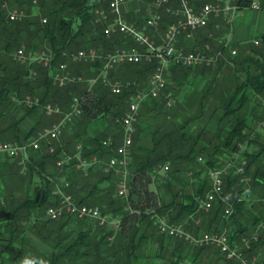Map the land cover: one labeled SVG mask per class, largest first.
Returning <instances> with one entry per match:
<instances>
[{
  "label": "trees",
  "instance_id": "1",
  "mask_svg": "<svg viewBox=\"0 0 264 264\" xmlns=\"http://www.w3.org/2000/svg\"><path fill=\"white\" fill-rule=\"evenodd\" d=\"M15 1L20 7L27 6V10L30 5H37L41 15L29 16L20 21H7L0 7V142L28 141L36 134L35 127H32L22 139L19 138L20 119L13 114L14 109L21 108L30 112L35 108L18 106L12 99L13 95L37 94L41 100L56 102L66 110L64 104L67 102L68 105V97L73 93L78 96L82 110L76 126L81 129L62 142H70L73 147V142L84 141L81 155L88 159L94 155L100 159L113 156L115 143L105 146L97 135L89 137L87 141L82 134L90 121L102 116L109 117L116 124L115 119L121 117L127 109L129 95L134 92L135 85L124 88L119 94L112 93L101 82L83 87H78L79 82H74L58 87L52 84L48 68L37 63L18 64L12 57L7 58V54L28 43L33 45L30 51L38 52L41 49L49 52L52 64H56L64 60L65 51L94 47L104 53L122 44L134 45L133 39L122 33L110 36L103 33V24L95 20V9L99 6L106 7L103 0H36V3L32 0ZM259 2L260 8L264 9V0ZM250 3L251 0H238L241 8L248 7ZM42 18L46 21H42ZM167 25H162V28ZM22 31L28 33L32 44L21 37ZM206 38L207 35H204L202 40ZM257 39L260 40V45H255L253 41L235 44L236 54L230 59H221L215 67L197 66L194 70L193 67L171 64L170 82L167 84L166 80L165 92L171 90L180 94L184 91V95L171 106L166 105L164 97H148L141 104L140 116L146 113L151 117L144 128L150 133L152 144L143 146L133 141L126 195L119 196L107 185H100L109 176L102 171V165L98 171L99 177L95 179L92 173L94 166H89L87 171L78 169L75 166L76 158L68 164L73 169V177L66 180L69 182L67 191L74 199L90 205L98 204L103 213L108 211L117 218L118 229L111 241L107 239L109 233L105 227L88 228L83 219L73 216L51 220L39 214L46 206L57 202L56 195L52 194L55 182L47 175L46 165L48 161H56L58 152H50L48 143H40L38 148L28 149L24 173L21 172L17 158L0 152V186H3V182L25 191L17 202L13 193L0 194V238L7 240L6 243H0V259L2 252L9 250L11 242L21 233V247L16 253H22L28 246L26 233L32 231L50 248L49 251L38 248L34 255L24 257V264H132L129 254L138 248L142 235L152 229L158 232L150 217L153 211L178 222L180 219L175 211L181 209L187 214L193 212L198 207V199L210 189L211 185L206 183L205 176L191 194L180 193L172 183L173 178L178 177L176 174L181 169L182 162L192 160L206 151L208 156H201L200 163L205 166L207 176L209 169L221 168L231 163L224 178V187L231 195L232 211L225 215L226 204L216 200L207 214L220 227L215 226L210 231L227 227L231 240H239L242 235L256 232L257 240L252 242L249 250L257 252L262 248L261 260L264 261V205L261 203V198L264 197V129L262 133L253 129V135L244 132L245 127L254 128L249 120L255 122L262 119L260 113L264 112V30L257 35ZM183 46L187 50L194 49ZM33 47L36 49L32 50ZM79 64L92 67L95 71L101 66L100 61ZM157 64V60L123 64L120 67L130 73L123 80L136 83L142 74L149 78ZM223 65H226L228 74L221 70ZM30 67L37 70L36 81L24 78ZM73 72L79 74L81 71L76 69ZM192 73L202 75L205 82L199 89L194 88L188 93L185 87L189 85L188 79ZM218 108L223 109L221 118H227L226 123L208 138L205 127L196 120L204 111L213 114ZM108 133L110 132H106L104 138ZM241 144H246L247 147L242 151L243 156L235 159L233 153L239 151ZM253 145H257V149L249 148ZM72 150L77 152L75 146ZM242 160H245V171L250 176L247 187L250 197L243 198L238 175L234 173L235 166ZM166 161L171 162L170 171L168 170L170 173L157 174V166ZM35 183L39 192L30 195L27 190ZM161 187L170 193L168 199L161 198ZM251 196H256L257 201H253ZM31 220L35 223L28 226L27 222ZM249 227L251 231L248 230ZM138 232L141 233L139 237L136 236ZM221 257L226 261H233L222 255Z\"/></svg>",
  "mask_w": 264,
  "mask_h": 264
},
{
  "label": "built area",
  "instance_id": "2",
  "mask_svg": "<svg viewBox=\"0 0 264 264\" xmlns=\"http://www.w3.org/2000/svg\"><path fill=\"white\" fill-rule=\"evenodd\" d=\"M106 1L108 2L111 14V22L104 26L103 33L107 36L116 32L123 33L133 39L135 42L134 45L119 47L105 54L98 53L94 47L65 51L63 52L64 60L56 64H52L51 54L49 52L40 50L35 53H29L30 55H28L23 46L18 47L12 57L20 64L34 62L48 68L52 84L58 87L84 80L80 74L72 73L68 66V61L80 63L100 61L101 66L99 71L87 81L90 86L96 82H101L115 94L121 93L124 88L133 87L134 82L111 79L107 74L109 69L120 64L137 63L140 61L152 62L153 60H157L158 64L148 79V89L146 91L135 90L129 95L127 109L120 118L123 126L122 142L115 147V154L104 161L102 166L104 173H112L114 171L113 174L117 181V193L119 195H126L129 184L132 143L136 130L135 124L139 119L140 104L148 97L158 99L161 95L166 99L168 106L174 101L172 94L165 92V68L167 63L172 62L183 66H214L216 60L222 54L221 50L213 49L209 41L204 42L201 48L186 50L177 44L179 35L183 33L185 38L193 39L195 31L207 27L212 18L220 16L230 18L232 14L241 8L238 0H211L202 2L199 7H194L190 0H177V6L171 5V0H152L151 4L154 12L146 17V25L154 28L157 27L162 20L163 12L172 15L176 19L175 22H171L166 26L161 42L157 44L134 22H129L124 19L121 6L127 0ZM1 6L5 9L6 19L9 21H20L25 17L24 10L17 5L13 6L8 0H3ZM250 7L258 9V1H251ZM104 10L103 8L95 9V13L99 16L98 20L107 17ZM42 21H46V19L43 18ZM214 27L217 29L218 24H215ZM214 38L215 32L209 31L208 39ZM217 42L219 44H227V41L222 37L218 38ZM254 43L259 44V41L255 40ZM231 53H235V49H231ZM29 76L30 78H34L36 76V70H30ZM12 99L18 106L28 108L40 107L47 116L61 114L58 120L44 127L36 133L34 138L28 141L0 142V152L17 158L21 166V172L24 173L28 158V149L38 148L40 141L43 139L57 138L61 134L66 122L74 119L82 110L79 98L76 95L71 98L66 111L58 104L43 102L40 97L32 94H25L20 97L13 95ZM259 126L261 129H264V115ZM113 141L114 138L111 135H107L102 140V144L109 146L113 144ZM77 148L79 149L80 145H77ZM70 159V155L63 156L56 161V164L60 167ZM197 160L202 161L201 156H198ZM97 161L99 159L96 156H92L90 159L78 157L76 165L84 170ZM229 166H231V163L221 168L208 170L211 187L203 197L198 199L197 204L203 211H208L213 203L219 199L226 204L224 214L229 215L231 213V195L224 191V178L229 171ZM168 169L169 164H159L156 173L165 175ZM234 173L238 175L240 184L248 186L250 176L245 171V160H242L235 166ZM63 186H68V182L63 184ZM53 192L58 196V201L55 204L46 206L44 210L46 217L59 219L62 216L76 215L79 218H88L93 223H97V225H106L115 221L118 226L117 218L112 221L114 217L110 214L102 213L98 206L76 202L73 196L62 187H57ZM261 203L264 205V197L261 198ZM150 217L161 234L183 240L194 247H215L224 258L235 260L237 264H252L248 261L245 253L251 248L252 242L257 240V233L255 232L250 235H242L239 240H231L225 230L204 231L201 234H193L187 231L181 224L165 219L157 211H153Z\"/></svg>",
  "mask_w": 264,
  "mask_h": 264
},
{
  "label": "crops",
  "instance_id": "3",
  "mask_svg": "<svg viewBox=\"0 0 264 264\" xmlns=\"http://www.w3.org/2000/svg\"><path fill=\"white\" fill-rule=\"evenodd\" d=\"M190 1L197 7H199L201 4L199 0H190ZM151 3H152V0H127L122 4L121 9H122L123 17L125 18V20L129 22H134L135 24H137L140 28L143 29V31H145L150 36L151 39L154 40V34L157 28H162V25L164 24L167 25L171 22H175L176 19L172 15H169L163 12L164 14H163L162 21L157 27L154 28V27L147 26L145 24V18L149 16L152 12H154V8ZM170 4L173 6H177L178 1L171 0ZM254 10H257V9H254ZM257 11H261V13H258L255 15L256 20H258L257 25H255V29L259 34L262 30H264V11L262 10H257ZM239 13L240 12L238 11V13H236L234 17H232L234 18L232 26H229L227 24L225 17L223 16H220L217 18L215 17L210 20L208 27L195 31L194 40L188 41V39L186 40L185 37H183L182 35L178 41V44L181 45L182 47H184L183 45H185L186 47L198 48L204 42L209 41L213 49L221 50L219 43H216L214 39H208V32L216 30L214 27L215 24H218V28H217L218 30H216V33L218 35L220 34L222 38H224L227 41V43H229L230 46L245 42L246 40H248V37L246 36V32H244L242 22L237 23L238 16L243 15L242 13L240 14ZM162 29H165V27ZM201 35H203V37L204 35H207V38L205 40H202L203 37ZM156 43L159 44L160 41H157ZM120 46L122 47V46H127V45L122 44V45L117 46V48ZM171 64H174V63L168 62L166 65V68H165L166 77H167V74L170 75ZM193 69L195 70L196 67L195 68L193 67ZM72 73L74 72L72 71ZM113 79L124 81L122 78L121 79L113 78ZM188 82H189V88L187 90H188V93H191L194 90V88L199 89L204 84L205 79L202 75H196L195 73H192L189 76ZM183 95H184V91H182V93L180 94L178 93V98L181 99ZM69 102H68V105H67V102H65L64 104L66 107V110L69 107ZM141 104L139 106V115H140ZM13 114L17 115L18 118L20 119L18 126L20 128L19 138L21 139L24 137L26 133L30 131L32 127H35V130L37 131L43 127L50 125L53 121L59 118L58 115H52V116L45 117L41 115V111L38 108H35L31 110L30 112L26 111L25 109H21V108L14 109ZM222 115H223V109L221 108L216 109L213 112V114H211L209 111L206 110L196 120V122L199 125L205 127L206 137L211 138L210 134L214 133L219 126L225 125L227 118H221ZM78 116L71 124L67 126L65 133L63 135V140L66 138V136L71 138L76 132L80 131L81 127L80 128L76 127L80 121ZM104 118L105 117L94 119L87 124L85 128V132H83L82 134V137L84 140L89 141V137L96 136L98 133H101L102 131L108 132V129L110 128L113 129V127H111L108 124V121H107L108 118L107 119H104ZM150 119L151 117L146 113L140 116V120L136 124L137 134H135V137H134L136 144L143 145V146H150L152 144L151 135L144 128L147 125V120H150ZM253 129L261 130L260 127L259 128L245 127L244 132L250 135H253ZM70 134H73V135H70ZM114 134H115L114 143L116 145H119L122 142V136H121V139L119 137V140H118V137L115 132ZM69 143H67V141L62 142L61 140V142L55 143L53 146H51V143L49 142L48 149L50 152L56 150L58 152L57 158L63 157L69 154L70 155L75 154L74 156L77 157L78 153L72 152L73 147H71ZM242 146L247 147L246 144H241L239 151L233 153V155L240 152L241 150H244V147L242 149ZM200 156L207 157L208 153L206 151H203L202 153H200ZM197 158L198 157H194L192 160H185L184 162H182V165H181L182 167L176 174L178 177L173 178V181H172V183L174 184L173 187L176 190H180V193H184V194L193 193L195 189L197 188V184L201 181L202 178H204V176L206 178L205 179L206 183L208 185H211V181L209 177L207 176L205 166H203L200 163V161L197 160ZM107 159L108 158L100 159L98 162L92 165L94 166L92 173L95 179L99 177L98 171H99L101 163L106 161ZM72 160L73 159L66 162L65 165H68ZM190 168L193 170L190 171L189 173L190 175L189 174L186 175L185 169L187 170ZM46 170H47V175L49 176V178L53 182H55V184L57 183V185H60L62 180L69 181L73 177V169L69 165L66 167L59 168L56 166L53 160L48 161L46 165ZM10 177L11 176H8V178ZM113 179H116L114 174L110 177L111 181H114ZM37 180L41 181V179L39 178ZM107 180L108 179L101 182L100 185L101 186L105 185L107 183ZM35 185L36 183L32 184L27 190L30 195L34 193L37 194L39 192V190L35 188ZM23 191L24 190L21 187H16L12 185L2 186V187L0 186V194L13 193L16 199V202L17 200H19L18 197L21 195V193H23ZM169 194H170L169 192H167L166 190L164 191V189L161 187L160 195L162 199H168L170 197ZM249 194L250 192H248L246 195H249ZM243 197L245 196H242V198ZM175 212L177 213V215L179 216L178 218L180 219V221L178 222L182 223L183 226L186 228V230L193 234H201L204 231H210L215 226L220 227V225L217 224L216 220H211V217L207 214L208 211H203L199 207H197L193 212L188 213V214L185 213L181 209H177ZM162 216L167 217V215L165 214H163ZM27 223H28V226H31L35 222L31 220L30 222H27ZM225 229L228 231L227 227ZM248 230L251 231L252 229L249 227ZM21 235L22 233L18 235L17 239H14L11 242L12 244L9 250L2 252L1 256L3 258L1 257L0 264H24L25 263L24 257L32 256L35 254V251L31 250L29 246L25 247L22 253H16V251H18V249L21 247V244L19 242ZM31 235L32 237L29 236V234H26V238L28 239L29 242H32V241L39 242L34 234L31 233ZM139 235H141L140 232H138L136 236L139 237ZM6 242L7 240H5L4 238H0L1 244L6 243ZM49 248L50 247L46 245L45 248L41 250L49 251ZM261 250L262 248L257 250V252H252V251L250 252V250L246 251L245 254H246L248 261L252 264H264V261L261 260L262 258ZM129 257L132 260V264H235L234 262L235 260L230 262V261H226L225 259H223L219 251L215 247H204L202 249H197L196 247H193L189 244L186 245L185 243H180L174 238L163 235L157 232L155 229H152L150 231L147 230V233L142 235L138 248L135 251L131 252L129 254Z\"/></svg>",
  "mask_w": 264,
  "mask_h": 264
},
{
  "label": "rangeland",
  "instance_id": "4",
  "mask_svg": "<svg viewBox=\"0 0 264 264\" xmlns=\"http://www.w3.org/2000/svg\"><path fill=\"white\" fill-rule=\"evenodd\" d=\"M8 1H10V3L13 5V6H19L18 5V2L16 3V1L15 0H8ZM32 1H34V0H32ZM104 2H105V6H106V8L104 7V6H102V7H100L99 6V8H103V9H105L104 11H105V13H106V15H107V17L106 18H100L99 20H98V18H99V16L98 15H96V18H95V20H98V22L99 23H102L103 24V26H102V31H103V28H104V26L105 25H107V24H109L110 22H111V14H110V11H109V6H108V2L106 1V0H103ZM201 3L202 2H206V1H211V0H199ZM251 1H253V0H251ZM258 1V5H259V7H258V9L257 10H262V11H264V9H261L260 8V2H259V0H257ZM2 2H3V0H1V2H0V7L3 9V11H4V13H5V19H6V11H5V9L1 6L2 5ZM191 2V1H190ZM34 3H36V0H35V2ZM192 5L194 6V7H197L196 5H194L193 3H192ZM20 7V6H19ZM27 7V6H26ZM26 7H20L21 9H23L24 10V13H25V17L24 18H27V17H29V16H33V15H35V16H40L41 15V13H40V10H39V8L37 7V5L36 6H34V5H30V7L28 8V10H29V12H28V10H27V8ZM241 8V7H240ZM122 10V9H121ZM257 10H254V8H252V7H250V5L248 6V7H243V8H241V9H239L238 11L240 12V13H242L243 15H240V16H238V18H237V23L238 22H242V26H243V29H244V32H246V36L248 37V40H246L244 43H250L251 41H255V40H258L259 41V44H255V45H260V40L259 39H257V35H258V32L256 31V29H255V25H257V23H258V20H256V18H255V15L256 14H258V13H261V11H257ZM33 11V12H32ZM238 11H236L234 14H232L231 15V17L230 18H226V21H227V24L229 25V26H232V23H233V20H234V18H232V17H234V15L236 14V13H238ZM30 12H32V15H31V13ZM163 12V11H162ZM239 13V14H240ZM163 14L164 13H162V18H163ZM122 15H123V12H122ZM23 18V19H24ZM217 18V17H216ZM43 19V18H42ZM125 19V18H124ZM146 19V18H145ZM7 20V19H6ZM240 20V21H239ZM7 21H9V20H7ZM127 21V20H126ZM162 21V20H161ZM137 25V24H136ZM138 26V25H137ZM147 26H149V25H147ZM139 27V26H138ZM149 27H152V26H149ZM208 27V26H207ZM140 28V27H139ZM140 29H142V28H140ZM143 30V29H142ZM164 30L165 29H162V28H157L156 30H155V34H154V42H157V41H160L161 42V39H162V37H163V34H164ZM216 30H218V29H216ZM216 30L214 31L215 32V38H214V40H215V42L216 43H218L217 42V39L218 38H221L222 36L219 34H217L216 33ZM260 32V31H259ZM116 33H120V32H116ZM144 33H146L145 31H144ZM112 34H115V33H112ZM111 34V35H112ZM123 34V33H122ZM147 34V33H146ZM20 35H21V37L23 38V39H25V41L27 40V42L28 41H30V43L32 42V40L31 39H28V33L26 32V31H22L21 33H20ZM148 35V34H147ZM183 35V37H185L184 36V34L182 33V34H180L179 35V37H178V41H179V39H180V37ZM256 35V36H255ZM107 36V35H106ZM110 36V35H109ZM149 36V35H148ZM195 37V36H194ZM185 39H187V38H185ZM189 40V39H188ZM190 40H194V38L193 39H190ZM211 41V40H210ZM243 43V42H242ZM25 44V46L24 45H22L23 47H24V49H25V51H27L26 52V54H28V55H30L31 53H35V50L34 49H36V48H32V50H34V51H31V52H29L30 51V47H32L33 45H30V44H26V43H24ZM32 44V43H31ZM134 44H135V42H134ZM177 44H178V42H177ZM203 45V44H202ZM201 45V46H202ZM220 45V48H221V52H222V54L218 57V59L216 60V64L214 65V66H208V67H215L220 61H221V59H223V60H226V59H230L231 57H232V55H235L236 54V47H235V45H232V46H230L229 45V43H227V44H219ZM178 46H181V45H179L178 44ZM201 46L200 47H198V48H201ZM121 47V46H120ZM122 47H129V46H122ZM18 48V47H17ZM16 48V49H17ZM83 48V47H82ZM117 48V47H116ZM115 48V49H116ZM119 48V47H118ZM198 48H194V49H198ZM15 49V50H16ZM80 49V48H79ZM96 49V48H95ZM114 49V50H115ZM194 49H191V50H194ZM225 49H227V50H225ZM228 49H230L229 51H228ZM231 49H235V53H231ZM15 50H13V51H10L8 54H7V58L9 57H12V55H13V53L15 52ZM39 50H41V49H39ZM97 50V49H96ZM187 50V49H186ZM38 51V50H37ZM113 51V50H112ZM219 51H220V49H219ZM225 51L227 52V54H225ZM97 52L98 53H100V54H105V53H107V52H109V51H106V52H104V53H101V51H98L97 50ZM30 53V54H29ZM13 58V57H12ZM15 61V60H14ZM16 63H18V64H20L19 62H17V61H15ZM140 62H142V61H140ZM146 62H148V61H146ZM34 62H27V63H21V64H27V65H32ZM77 63V64H76ZM80 62H76V61H68V66H69V68H70V70H72V71H75L76 69L77 70H80L81 72L79 73L82 77H83V81H81V82H79V84H78V87H83V86H86L87 84L89 85V83H88V79L90 78V77H92V76H94L98 71H99V69H100V66H99V68L95 71V69L94 68H92V67H88L87 65H84V64H79ZM81 63H83V62H81ZM123 64H120V65H116V66H114L113 68H111V69H109L108 70V72H107V74H108V76L111 78V79H113V78H122V79H125L127 76H130V73L128 72V70H125L124 68H122V67H120V66H122ZM197 66H204V65H196V66H186V67H197ZM32 69H35L36 70V68H34V67H30L29 68V73H30V70H32ZM221 70L224 72V73H226V74H228L229 72H228V69H227V67H226V65H223V66H221ZM221 72V71H220ZM222 72V73H223ZM0 73H2V72H0ZM29 73L28 74H26V75H24V78H27V79H29L30 81H36L37 79H38V74H37V70H36V76L34 77V78H30V76H29ZM150 75H151V73H150ZM149 76V75H148ZM166 76V75H165ZM169 74H167V77H166V80H167V84L170 82V79H169ZM150 77V76H149ZM148 77L147 76H145L144 74H142V75H140V78L138 79V80H136V83L134 82V81H132V82H134V85L136 86H134L135 88V90H139V91H146L147 89H148V79H147ZM74 83V82H73ZM97 83V82H96ZM94 85V84H93ZM90 86V85H89ZM92 86V85H91ZM186 90L189 88V85H187L186 87ZM134 90V91H135ZM185 90V91H186ZM167 92H170L171 94H172V97H173V99H174V101H173V103L171 104V105H173V104H176L177 103V101H178V93H174V92H172L171 90L169 91H167ZM187 92H188V90H187ZM182 93V92H181ZM25 94H31V93H24L23 95H25ZM32 95H34V94H32ZM74 95H76V94H74ZM73 93H72V95L71 96H69L68 97V99H71L73 96ZM20 96H22V95H20ZM19 96V97H20ZM36 96H38V97H40L39 95H37L36 94ZM77 96V95H76ZM71 97V98H70ZM164 96L163 95H161L160 96V98H163ZM160 98H158V99H160ZM41 99V98H40ZM165 99V98H164ZM43 101V100H42ZM165 101H166V99H165ZM43 102H51V103H54V104H58V103H56V102H52V101H50V100H48V101H43ZM59 106H61L60 104H58ZM166 105H167V103H166ZM170 105V106H171ZM168 106V105H167ZM25 107V106H24ZM26 108H28V107H26ZM30 108H38L40 111H41V114H43V116H45V117H48L44 112H43V110L40 108V107H37V106H35V107H30ZM62 108V107H61ZM53 115H58L59 116V118L61 117V114H53ZM123 115V114H122ZM260 115L261 116H263L264 115V112H262V113H260ZM104 116H102V117H100V118H103ZM58 118V119H59ZM77 118V116L74 118V119H72L71 121H68V122H66V124H65V126H64V128H63V130H62V132H61V134L57 137V138H52V139H43L42 141H40V143L41 144H43L44 142L47 144V143H51V146H53L55 143H59V142H61V140H63V135H64V133H65V130H66V128H67V126L69 125V124H71L75 119ZM108 118V124L111 126V127H113V129L112 128H110V129H108V132H110V133H108L107 135H111L114 139H115V134H114V132L116 133V135H117V137H118V140H119V137H120V139H121V136L123 137V126H122V124H121V122H120V118L121 117H117L116 119H115V121L117 122L116 124H114V123H112V120L109 118V117H105L104 119H107ZM58 119H56V120H58ZM55 120V121H56ZM140 120V115H139V119H138V121ZM55 121H53V122H55ZM138 121L136 122V124L138 123ZM260 121H261V118H259V120H257V121H251V119L249 120V123L250 124H253V126H254V128H259L260 126ZM136 124H135V128H136ZM49 126V125H48ZM44 128V127H43ZM43 128H41V129H39V130H37L36 131V133L37 132H39L40 130H42ZM258 132H263V129L262 130H257ZM135 133H136V130H135ZM36 135V134H35ZM35 135L33 136V137H31L30 139H32V138H34L35 137ZM70 135H73V134H70ZM104 135H106V132L105 131H102L101 133H98L97 134V136L99 137V139H102L103 140V138H104ZM134 136H135V134H134ZM67 137V136H66ZM29 139V140H30ZM51 140V141H50ZM6 141H9V140H6ZM6 141H4V142H6ZM133 141H134V138H133ZM40 143H39V145H40ZM113 144H114V141H113ZM121 144V143H120ZM133 144V143H132ZM76 145V146H75ZM77 145H80V148L78 149L77 148ZM82 145H83V142L82 141H76V142H73V147L75 146V148L77 149V152L76 153H78V156L76 157V156H74L75 154H73V155H70L71 156V159H74L75 157H76V159L78 160V157H83L82 155H81V147H82ZM50 146V145H49ZM116 146H118V145H116ZM115 146V147H116ZM243 147L245 148V146H242V149H243ZM249 148L252 150V149H257V145H253L252 147H250L249 146ZM242 151L243 150H241L240 152H238V153H236L235 155H234V158L235 159H237V158H239V157H242L243 155H242ZM2 154H4L3 152H1ZM132 153V152H131ZM5 155V154H4ZM95 156V155H94ZM96 157H98V156H96ZM111 157V156H110ZM61 157H59V158H57L56 159V161L58 160V159H60ZM84 158V157H83ZM70 159V160H71ZM86 159H88V158H86ZM99 159V158H98ZM109 159V158H108ZM107 159V160H108ZM100 160V159H99ZM56 161H55V164H56ZM98 162V161H97ZM17 163H18V159H17ZM96 163V162H95ZM165 163H167V164H169L170 165V163L171 162H169V161H166V162H164V163H161V164H165ZM76 164H77V161H76ZM75 164V166H76V168H78V169H80L79 167H77V165ZM94 163H92L91 165H93ZM18 165H20L19 163H18ZM63 165H65V163L63 164ZM63 165L62 166H57V164H56V166L57 167H59V168H61V167H63ZM91 165H89V166H91ZM101 165L103 166V162L101 163ZM88 166V167H89ZM88 167L86 168V169H84V171H87V169H88ZM158 167V166H157ZM83 170V169H82ZM169 171H170V166H169V169H168ZM184 170V169H183ZM193 169H185V174L186 175H188L189 173H190V171H192ZM103 171V170H102ZM169 171H167L168 173H167V175L170 173ZM113 172L114 171H112V173H106V174H108L109 176H108V180H107V183L105 184V185H107V187H109V188H112V190H114V194H115V192H116V194L117 195H119L118 193H117V190H116V183H117V181H116V179H113L114 181H111L110 180V177L113 175ZM190 175V174H189ZM209 177V176H208ZM210 179V178H209ZM211 181V180H210ZM66 182H68V181H66V180H64L63 181V184H65ZM2 184H3V186H5V184H6V186H9V184H7V183H3L2 182ZM63 184L61 185H57V183L55 184V186H54V189L53 190H55L57 187H62L65 191H67V187L69 186V182H68V186H63ZM240 186H239V189L241 190V192H242V196H245V197H248L249 195H246L249 191H248V186H245V185H241V184H239ZM53 190H52V194L53 195H56V194H54V192H53ZM224 191L226 192V193H228V194H230L229 192H227L226 190H225V187H224ZM67 192H69V191H67ZM161 192V191H160ZM70 193V192H69ZM71 194V193H70ZM72 195V194H71ZM73 196V195H72ZM119 196H123V195H119ZM56 197H57V201H58V196L56 195ZM250 197V196H249ZM252 197V200L254 201V200H256L257 201V198H256V196L254 197V196H251ZM74 198V197H73ZM240 198V197H239ZM259 198V197H258ZM75 200V199H74ZM76 201V200H75ZM77 202V201H76ZM223 202V201H222ZM57 203V202H56ZM78 203H81V202H78ZM224 203V202H223ZM86 204V203H85ZM51 205V204H50ZM87 205H90V204H87ZM92 206L93 205H95V206H98L99 207V205L98 204H91ZM198 206V205H197ZM199 207V206H198ZM46 208V207H45ZM100 209V208H99ZM44 210L45 209H43L42 211H41V213H39L40 215L42 214V216H43V218H47V219H50V218H48V217H46V215H45V213H44ZM102 212V211H101ZM103 213V212H102ZM106 214H110V215H112L111 213H109L108 211H106ZM34 215V214H33ZM113 217H114V219L112 220V221H114L115 219H116V217L114 216V215H112ZM151 216V215H150ZM64 217H66V216H62V217H60L59 219H51V220H60V219H63ZM73 217H76V215H73ZM77 218H79V217H77ZM79 219H83V221L86 223V227H88V228H92V229H94V228H97L98 226H102V227H105V230H106V232L108 231V236H107V239L109 240V241H111L114 237H115V235H116V231H117V229H118V226H117V224L115 223V221L114 222H111V223H109V224H106V225H97V223H93L90 219H88V218H79ZM165 219H167V220H169L167 217H165ZM169 221H173V220H169ZM173 222H177V221H173ZM177 223H179V224H181L182 226H183V224L182 223H180V222H177ZM184 227V226H183ZM185 228V227H184ZM186 229V228H185ZM221 230H225L226 231V229H221ZM159 232V231H158ZM227 232V231H226ZM254 232V231H253ZM253 232H251L250 234H252ZM31 233L32 234H34L32 231H28L26 234H29V236H31L32 237V235H31ZM160 233V232H159ZM256 233V232H255ZM35 235V234H34ZM163 235H165V234H163ZM167 236V235H166ZM110 237V238H109ZM170 237V236H169ZM36 238H37V240L39 241V242H34V241H32V242H29L28 240H27V242H28V246L30 247V249L31 250H33V251H37L38 250V248H40V249H44L45 248V246H46V244L45 243H43L42 241H40V239L36 236ZM172 238V237H171ZM175 239V238H174ZM33 240H34V238H33ZM176 240H178V239H176ZM180 241H182L183 243H185L186 245H188L189 243H186L185 241H183V240H180ZM190 245V244H189ZM192 246V245H191ZM194 247V246H193ZM234 261V260H233Z\"/></svg>",
  "mask_w": 264,
  "mask_h": 264
}]
</instances>
